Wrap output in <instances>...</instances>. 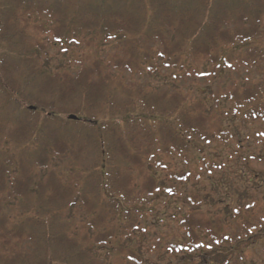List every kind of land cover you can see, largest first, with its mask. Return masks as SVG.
Returning a JSON list of instances; mask_svg holds the SVG:
<instances>
[{
  "label": "trees",
  "instance_id": "16d2710c",
  "mask_svg": "<svg viewBox=\"0 0 264 264\" xmlns=\"http://www.w3.org/2000/svg\"><path fill=\"white\" fill-rule=\"evenodd\" d=\"M45 37L62 53L75 45L71 60L45 59ZM258 64L264 0H0V264H105L107 251L148 264L132 234L172 208L183 233L167 245L174 264H250L249 249L264 248V198L260 210L231 208L233 182L212 171L233 139L239 161L257 157L233 124L264 125V82L210 105L151 79Z\"/></svg>",
  "mask_w": 264,
  "mask_h": 264
},
{
  "label": "rangeland",
  "instance_id": "374dc122",
  "mask_svg": "<svg viewBox=\"0 0 264 264\" xmlns=\"http://www.w3.org/2000/svg\"><path fill=\"white\" fill-rule=\"evenodd\" d=\"M50 37H45L44 44L46 45V55H44V58L51 61V62H59L61 61H69L71 60V56L74 54L73 52L77 47L75 45H72L68 50L67 54L62 53L60 48L57 47ZM171 72H168L166 70H162L161 73H155L153 75V79H151L152 84L154 86L162 87V88H170L173 87L172 90H178V89H184L186 91H189L193 97L196 99L198 98H204V101L208 104L212 105L214 103V99L218 98L220 101L223 97L222 93L227 94L229 90H233L237 87H244L249 84H254L258 82H264V68L262 67V64H258L252 68L248 67H239L234 68L230 70L229 72H224L216 76L215 78H208V77H195V78H182L179 81L176 80L174 77H172ZM187 81H183L186 80ZM229 105V104H228ZM224 108V106H222ZM241 121L237 120L233 124V131L237 135L239 133L242 134V136L245 135L246 141L245 145L247 146V150H244V154H250L257 156L255 159L252 158L249 161V164L246 165L244 162L242 163L239 161V157L235 150L239 151V148L237 147L236 141L233 139L232 143L233 145V155L229 158V154L227 152H224L220 156H223L222 158H218L216 165L214 166V169L212 171L213 174H220V170H223L224 177L227 179H230L233 184L232 188L229 189V196L231 197V200L233 199L232 203H230V207H245L248 204L257 205L256 209L260 210V203H262V199L264 198V184L261 182L260 176H262V173H264V125L260 124H247V127L245 128V131L242 129L244 128L241 125ZM237 135H235L237 137ZM239 136V135H238ZM212 154H214V151H211ZM229 153L232 154L230 151ZM236 153V154H235ZM215 156V155H213ZM65 164V160L63 159H54L52 162V168L55 170L60 169V166ZM221 166V167H219ZM222 168V169H221ZM237 168V173L244 174L246 171L249 173V178H253L252 176H255V181H253L252 184L246 183L245 181H237V179L233 178L232 170ZM218 169V171H217ZM235 170V171H236ZM48 172V171H47ZM47 172H41L40 177L41 180H43ZM162 173L161 179L166 180V175ZM163 177V178H162ZM202 182L204 179H201ZM206 183V182H205ZM204 183V184H205ZM246 185H248V191L242 192L243 190H246ZM203 186V185H202ZM190 190L196 189L197 186H190ZM254 188V189H253ZM226 188H220L218 187L217 190H220L222 193L225 191ZM237 191H240L239 193ZM241 193V194H240ZM253 194V195H252ZM3 202H8V199L6 197L2 200ZM158 205V203H157ZM9 206H12L10 203ZM157 208H160V206H157ZM211 207H206V209ZM219 209V207H218ZM80 210V211H79ZM73 213L71 214L72 218L77 221H83L86 219L84 217V212L82 210L81 206L76 205L72 209ZM5 214L8 216L10 215V210L6 209ZM78 212V213H77ZM167 213L169 216H166L165 222L161 225L159 224L157 227H153L151 225L152 221H148L147 224L148 227L144 230H140L139 228L132 234L131 240L133 242L135 241L136 247L135 249L140 251L142 253H145L146 257L148 258V264H174L176 262V259L178 258L177 255L174 254V252L170 251L169 247L167 245H170L172 243H177L178 241H181L182 239V232L179 229L178 219L175 218V216L170 217L172 214H179V211L172 208L171 210H168ZM77 214V216H76ZM159 215V214H158ZM157 215V216H158ZM76 216V217H75ZM160 216V215H159ZM176 219V220H175ZM146 222V221H144ZM142 233H146L143 235ZM131 242L130 240L127 241V243ZM138 246V247H137ZM246 246L242 245L240 249H245ZM247 260L250 262V264H264V248L262 245H257L256 247H252L247 252ZM179 255V254H178ZM99 260H102L105 264H117L119 260V254L115 252H102L98 255ZM215 261V260H214ZM214 261H212L214 263ZM218 261V260H217ZM128 264H132L128 262ZM178 264H200L199 259H193L191 263H179ZM202 264L203 261H202Z\"/></svg>",
  "mask_w": 264,
  "mask_h": 264
},
{
  "label": "water",
  "instance_id": "95a60500",
  "mask_svg": "<svg viewBox=\"0 0 264 264\" xmlns=\"http://www.w3.org/2000/svg\"><path fill=\"white\" fill-rule=\"evenodd\" d=\"M68 119L70 121H77L78 118L76 116H74V115H71V116H68Z\"/></svg>",
  "mask_w": 264,
  "mask_h": 264
}]
</instances>
